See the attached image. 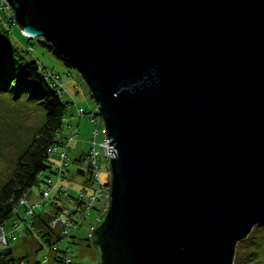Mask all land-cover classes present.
Listing matches in <instances>:
<instances>
[{
  "label": "water",
  "instance_id": "water-1",
  "mask_svg": "<svg viewBox=\"0 0 264 264\" xmlns=\"http://www.w3.org/2000/svg\"><path fill=\"white\" fill-rule=\"evenodd\" d=\"M4 2L114 146L96 263L233 264L264 226V0Z\"/></svg>",
  "mask_w": 264,
  "mask_h": 264
},
{
  "label": "trees",
  "instance_id": "trees-1",
  "mask_svg": "<svg viewBox=\"0 0 264 264\" xmlns=\"http://www.w3.org/2000/svg\"><path fill=\"white\" fill-rule=\"evenodd\" d=\"M1 29L2 28L0 27V95L11 94V96L15 98L25 95L28 100L34 101L38 103V105H42L45 110L42 124L33 130L29 142L16 156L10 176L0 184V226L3 225L7 231L5 223L12 216H17L21 218V220H23V216H25V206H18L19 199L25 196L29 206L38 204L39 202L33 204L29 203L31 188L36 185H41L42 188L39 189V195L42 199L41 193L44 190V179L47 178L48 175L52 177L56 176L52 169L54 158L51 154V149L54 147L61 148L65 145V140L68 138H61V131L65 125L71 127L74 116L70 115V118L68 119L65 117L69 104L64 102L61 98L62 88L59 89L57 86H54L48 78H46L44 75L45 72L39 69L36 61L33 59L26 60V57L20 54L24 52L23 50L19 51L13 48L7 41L8 32ZM38 42L45 46L42 42ZM47 48L48 51L52 53L51 49L49 47ZM57 59L64 66L72 69L59 58ZM102 138V135H98L96 141H101ZM67 147L66 152L70 149L69 142ZM88 152L89 150L71 160L66 174L61 178L62 185L66 176L72 169L73 176L81 177V186L83 190L86 191L87 189H91L92 177L90 167L87 163ZM79 165L81 168L78 167ZM75 166L76 168H74ZM70 195L73 196L72 194ZM40 205L42 206V204ZM21 208H23V214L19 211ZM52 209L53 212H55L54 210H56L57 213L61 212V210L55 206ZM63 214L65 216L68 215V213H65L64 211ZM101 216L102 214H100L98 221ZM50 218V215H46L45 213L37 214L35 211L33 227L37 231L36 235L52 251V258L50 259L51 264H59V260L63 257L69 259L70 264H72L71 259L68 257V250L71 245L77 243L78 239L75 236V233L79 228L75 231L72 240L69 243H66L65 250H59L56 246L62 242V236L59 231H54L48 227V221ZM14 222L17 221L14 220ZM259 231H264V226L255 227L246 240L237 244L233 264H262L257 253H255L258 244V242L255 241L256 234ZM24 233L29 235L34 234L30 230L28 231V229ZM82 241L84 244L86 243V247H93L90 236ZM13 243L14 242L10 245ZM42 248V245H39V249ZM93 249L95 250L94 247ZM96 254L98 263L97 251ZM27 260L26 257L15 259L11 254L3 255L0 253V264H20ZM38 263L40 262L34 264Z\"/></svg>",
  "mask_w": 264,
  "mask_h": 264
},
{
  "label": "rangeland",
  "instance_id": "rangeland-1",
  "mask_svg": "<svg viewBox=\"0 0 264 264\" xmlns=\"http://www.w3.org/2000/svg\"><path fill=\"white\" fill-rule=\"evenodd\" d=\"M0 27L3 31L8 32V43L13 48L19 51H24L20 54L24 55L26 60L33 59L36 61L39 69L43 70V72H47L48 74L60 78L59 83L62 87L61 98L64 102L69 104L65 117L68 119L70 118V115L74 116L71 127L65 125L61 131V138H68L70 140V149L67 152L70 163L71 160L77 158L80 154L87 152L91 147V132L94 127L90 123V112L94 111L93 113L96 115L97 110L94 101L89 95L87 87L84 85L78 74L73 69L64 66L55 55L48 51L47 47L43 46L35 39L27 40L21 34L18 27L14 24L12 12L5 4L4 0H0ZM79 110L83 111L84 115L78 118L77 114ZM44 115L45 110L43 106L38 105V103L34 101L28 100L25 95H21L19 98L12 97L11 94L0 95V184L10 176L13 162L15 161L17 154L29 142L33 130L42 124ZM95 118L98 129L102 133L103 122L99 116L96 115ZM75 130H78V135L72 138V134ZM78 167L81 168L80 165ZM74 168H76V166ZM100 168L102 171L100 176L101 181L107 186L110 178L109 171L104 165H101ZM71 172H73L72 169ZM75 182L76 184L81 185V177L77 176ZM65 187L68 189V186L65 185ZM40 188H42L41 185H36L31 188L32 195L29 197L30 204L39 202L44 206L40 195H38ZM80 189H83L82 186ZM86 191L90 194V189H87ZM76 192L78 193V190H76ZM33 194L37 196L34 201L31 199ZM98 206L100 212L97 209ZM106 207L107 204L104 206V203L96 204L94 209L88 213L85 219L81 220L79 218L80 227L75 233L78 239L77 243L71 245L68 250V257L71 259L72 264H97L96 251L92 246V250L87 249L86 243L84 244L82 240L90 236L100 214L104 213ZM36 210L37 212L39 211V209ZM19 211L22 213L23 208ZM44 213L46 215H52V212ZM14 220L21 225V230L25 228V222L21 220V218L12 216L5 223L8 230H12L11 224ZM27 221H29V219ZM34 232L35 235L33 236L23 234L11 245L12 249L15 250L14 255L23 254L24 256H27L26 258L28 260L38 262H41L45 256H48L51 259L52 251L36 235L37 231ZM255 241L258 242L255 253H257L261 263L264 264V231H259L256 234ZM39 245H42L43 248L39 249ZM56 247L59 250L64 251L65 243L60 242ZM2 250H7L3 255H9L11 253L8 254V250L11 251L9 247L3 249L0 248V253Z\"/></svg>",
  "mask_w": 264,
  "mask_h": 264
},
{
  "label": "built area",
  "instance_id": "built-area-1",
  "mask_svg": "<svg viewBox=\"0 0 264 264\" xmlns=\"http://www.w3.org/2000/svg\"><path fill=\"white\" fill-rule=\"evenodd\" d=\"M46 78L54 85L61 89L59 83L60 78L55 75L44 74ZM94 111L90 112V123L93 125L94 129L92 131L91 147L87 156V163L91 170L92 177V187L90 189V194L87 191L80 189L78 193L71 196L68 189L62 185L61 178L66 174L69 167V159L67 156L66 148H68L69 139L65 140V145L61 148L54 147L51 149V154L54 158V163L52 169L56 174L55 177L50 175L44 179V190L42 191V200L44 205L55 206L61 210L57 213L52 211L50 215V220L48 221V227L54 231H59L62 236V242L69 243L75 231L80 227V219L83 220L87 217L88 213L94 209L96 204H103L106 206L108 202V185H104L101 181V165L106 166L108 169L109 159L113 158L108 152V149L115 151L114 146H109V141L105 138L104 131L97 128V122L95 119ZM84 112L79 110L77 116L82 117ZM78 130L72 134V138L76 137ZM102 135L101 141H96L97 136ZM103 163V164H102ZM101 181V182H100ZM104 200V202H103ZM18 206H25V216H23V221L25 222V228L20 229L21 225L17 222H13L11 225V231L5 230L3 225L0 226V248H7L12 242L17 241V239L25 234L24 232L28 229L32 233H35V228L33 227V219L35 217V210L39 209L41 205L34 204L28 205L26 197H22L18 201ZM68 213L67 216L63 214ZM80 218V219H79ZM29 219V221H27ZM18 232V233H17ZM58 249V248H57ZM21 264V263H20ZM34 264V263H29ZM38 264H51V260L48 256H45ZM59 264H70V260L63 257L59 260Z\"/></svg>",
  "mask_w": 264,
  "mask_h": 264
},
{
  "label": "crops",
  "instance_id": "crops-1",
  "mask_svg": "<svg viewBox=\"0 0 264 264\" xmlns=\"http://www.w3.org/2000/svg\"><path fill=\"white\" fill-rule=\"evenodd\" d=\"M75 180H76V176H73L72 175V172H69L68 173V175L66 176V179L64 180V182H63V184H65L66 186H68V188H69V192H70V194H72V195H75V192H76V190H79L80 188H81V185L79 184H76V182H75ZM32 195V192H31V194H30V196ZM38 195H39V193H38ZM36 195H34L33 194V196L31 197V199H32V201H34V200H36ZM33 204V203H32ZM97 209L99 210V212H100V209H99V206L97 207ZM52 208L50 207V206H41V208L39 209V211L37 212V210H36V213L38 214H43L44 212H47V213H49V212H52ZM6 229H7V231L8 232H10V230H8V228L6 227ZM34 235V234H33ZM33 235H31V236H33ZM75 236H76V234H75ZM82 246H84V245H82ZM85 247V246H84ZM9 248L11 249V256L13 257V258H15V259H19V258H22V257H27V256H24L23 254H20V255H18V254H15L14 255V253H15V250L14 249H12V247H11V245L9 246ZM87 249H89V250H92L91 249V247H86ZM36 262H38V261H32V260H27V261H24V262H21V264H27V263H36Z\"/></svg>",
  "mask_w": 264,
  "mask_h": 264
}]
</instances>
